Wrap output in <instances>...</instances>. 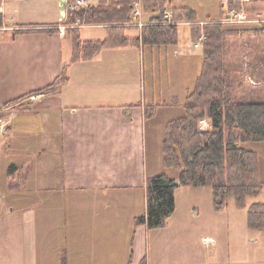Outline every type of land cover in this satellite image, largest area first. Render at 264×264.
Segmentation results:
<instances>
[{
    "label": "crops",
    "instance_id": "1",
    "mask_svg": "<svg viewBox=\"0 0 264 264\" xmlns=\"http://www.w3.org/2000/svg\"><path fill=\"white\" fill-rule=\"evenodd\" d=\"M88 1L90 7L98 5V0ZM173 1L172 8L182 9ZM66 2L7 0L5 4V16L26 29L0 34V108L15 105L1 114L7 127L0 137V264H264V231L250 230L246 209L237 205L243 220L237 224L239 216L232 214L230 224L226 218L230 200L221 212L213 209L212 202L203 224L211 221V234L200 240L213 242H202L204 250L184 249L185 238L191 236L182 228L193 222L182 216L181 231L177 230L176 200L165 227L150 230L144 224L134 225V219L146 212L147 178L162 170L168 173L162 160L161 167L159 163L148 170L152 121L157 111L175 108L177 102L148 103L138 82L132 83L130 72L126 75L124 66L135 68L136 54L122 51L136 47H110L92 60L72 62L77 40L105 41L109 34L105 26L83 24L60 36L56 26L67 25ZM262 2L227 1L228 7L236 3L263 14ZM194 14L200 30L225 17L198 20ZM134 22L125 33L128 39L140 36L137 22L147 24L142 12ZM100 27L107 33L104 40L82 34L85 28ZM68 35L70 49L64 53ZM252 57H258L259 70L264 69V53ZM243 60L247 70L249 54ZM166 61V87L171 88V81L182 86L178 103L183 108L192 63L179 50L170 64ZM63 70L67 80L61 83ZM25 72L31 73L30 82L19 85L18 77ZM199 73L190 79L194 86ZM246 79L255 90L264 84ZM44 92L34 103L16 106L29 95ZM171 120L164 121V129Z\"/></svg>",
    "mask_w": 264,
    "mask_h": 264
},
{
    "label": "trees",
    "instance_id": "2",
    "mask_svg": "<svg viewBox=\"0 0 264 264\" xmlns=\"http://www.w3.org/2000/svg\"><path fill=\"white\" fill-rule=\"evenodd\" d=\"M136 1L98 0L96 6L68 12L67 25L79 20L85 25L105 26L109 34L105 41L76 39L72 62L92 60L110 47L174 46L178 43V24L183 20L194 22L192 10L172 8L170 0H139L147 24L136 26L140 29L138 38L128 39L125 33L134 28L131 24L135 23ZM229 7L241 6L234 3ZM165 9L171 10L172 24H167L163 17ZM201 30L206 39L200 76L186 97L183 116L166 124L161 145L163 165L176 171L177 178L166 173L147 178L146 212L134 219V225L144 224L150 230L165 227L175 210L174 194L178 187H208L215 211H223L233 199L239 208L246 209L248 228L264 231V203L247 205V200L256 198L264 187L259 159L256 151L245 147L264 142V84L255 90L246 82L248 76L264 83V69L259 70L261 61L252 57L264 53V25L240 27L215 22L204 24ZM199 32L196 24V37ZM229 37L234 48L240 37L251 42L247 70L242 53L228 56ZM60 77L61 83L67 80L64 70ZM201 120L209 122L208 129H199Z\"/></svg>",
    "mask_w": 264,
    "mask_h": 264
},
{
    "label": "rangeland",
    "instance_id": "3",
    "mask_svg": "<svg viewBox=\"0 0 264 264\" xmlns=\"http://www.w3.org/2000/svg\"><path fill=\"white\" fill-rule=\"evenodd\" d=\"M228 0H174L175 4L179 5L181 8L190 9L193 12H196V16L198 20H206L207 18L212 19L213 21H218L221 17V15L227 14L228 9ZM172 2V3H173ZM137 3L139 5V9L141 8V2L137 0L133 3L135 5ZM136 4V5H137ZM222 4V5H221ZM264 2H262V5ZM264 6V5H263ZM164 11H169L171 13L170 9H165ZM249 13L252 14V16H261L264 18V13L261 12H252L248 10ZM172 17V14H171ZM184 22V23H183ZM186 20H183L182 24H178V44L177 46H168V47H145L144 49H136L135 51L132 49L125 50L122 52H128L131 54H136V61L134 60V67L130 66L129 68H125L124 71L126 72V75L128 76V72H130V80L137 81L141 91L147 96V101L150 103V101H154L156 104L158 102H166L168 104H171L172 101L175 99L177 103H175V108H172L170 106L168 107L167 111H157V115H155L152 124L154 126V129H152V132L148 138L147 141V163L149 164V171L150 167H160L161 160H162V154H161V144L162 140L165 135V129L164 127V121L167 119H176L181 116H183L184 111L182 106L178 103H182V94L180 90L182 89V86L175 85L174 82L173 85L171 84V88L167 89V81H166V67H167V61L170 64V60L174 58V52L178 51L182 53V55H185L187 61H191L192 63V69L191 72H189V75L187 76V83L185 85L187 88V93H190L194 89V82L190 83V79L193 80L194 77H197L199 73V67L202 64L203 59V45L200 44L198 48H194V43L198 41V38L194 39L192 28L196 27L197 22H193L192 24L185 23ZM242 27V26H240ZM83 36H88L89 39H98V40H104L107 38L106 30L103 28H85L82 30ZM82 39V38H81ZM68 40L67 43L63 45V51L66 53L70 49V43L71 35H68L66 38ZM229 46L227 54L228 56H234L236 57L237 54L239 56L242 53L243 58L245 59L248 54H250V43L248 42L245 37H240L237 39V48H234L233 39L230 37L228 38ZM248 42V44H247ZM179 45V46H178ZM249 45V46H248ZM167 48V53H166ZM160 50V51H159ZM180 55V54H179ZM180 57V56H177ZM182 57V56H181ZM171 58V59H170ZM192 58V59H188ZM231 61V60H230ZM244 62H247L244 60ZM126 69V70H125ZM29 71V69H28ZM26 74L24 76L18 77V84L19 85H26L28 82H30L31 73L25 72ZM200 74V73H199ZM195 80V79H194ZM246 82L249 86V81ZM253 83L250 82V86ZM45 96V92L43 93ZM42 96V97H44ZM41 97V98H42ZM171 102V103H170ZM180 107V108H179ZM207 121V120H205ZM7 127V126H6ZM245 147L250 150H254L258 153L260 160V170H261V176L260 179L264 183V142L262 143H250L246 144ZM164 170L161 171L163 173ZM167 175L170 178H177L178 173L176 171L167 170ZM166 173V172H165ZM179 189L176 194H174V199L177 202V214L175 215V221L178 224L177 230L181 229L180 219H182V216L189 217V219H192V226L190 225L187 228L184 229V232H190L191 237L185 238L184 242V249L187 250H204V247L201 242V237L205 235L211 234V228L212 223L210 220L207 221V224L204 226L203 224L208 219L210 208L212 205V192L210 188L207 187H178ZM176 189V190H177ZM264 203V189L260 192V194L256 198H251L247 200V204L250 203ZM229 211L226 214V218L231 224L232 220L230 219V216L232 214H237L236 217L238 220L237 224L241 223L243 220L241 216H243V213L241 211H237L236 203L233 199L229 201ZM195 213H199L195 215ZM225 216V215H224ZM231 220V221H230ZM235 223V222H234ZM176 230V232H177ZM181 231V230H180ZM180 234V233H179ZM210 243H207L209 245ZM206 245V244H204Z\"/></svg>",
    "mask_w": 264,
    "mask_h": 264
},
{
    "label": "built area",
    "instance_id": "4",
    "mask_svg": "<svg viewBox=\"0 0 264 264\" xmlns=\"http://www.w3.org/2000/svg\"><path fill=\"white\" fill-rule=\"evenodd\" d=\"M7 0H0V34L2 33H11L16 34L21 31H24L26 28L22 26H18L13 24L12 18L6 17L4 14V8ZM137 4V3H136ZM134 5V12L133 16L134 18H139L141 15V9H139V5ZM90 7L88 0H71L67 1L65 3V9L66 12H76L80 10H86ZM164 19L167 21V24H172L171 22V13L169 11H164L163 13ZM224 25L229 26H252V25H264V18L261 16H252L249 11H247L243 7H230L227 9V14L225 15L224 19L220 22ZM81 25H83L79 20H76L71 25H61L57 26L56 29L58 31V34L60 36H63L66 29H78ZM136 25L138 27H141L143 24L140 22H137ZM206 36L201 31L198 35V41L194 44V48H198L200 44H203L205 42ZM43 95V93H36L32 94L25 99L21 100L16 104V106H21L23 104H32L38 99H40ZM15 107V105H7L0 108V114L8 113L12 111V109ZM7 123L4 121L2 117H0V137H2L5 133ZM209 128V123L205 120H201L199 122V129L200 130H206ZM0 208H1V198H0ZM204 244L213 242L212 240L208 238H204L202 240Z\"/></svg>",
    "mask_w": 264,
    "mask_h": 264
}]
</instances>
